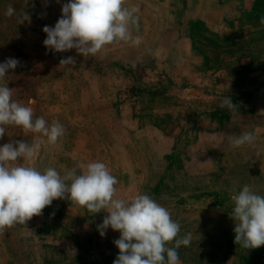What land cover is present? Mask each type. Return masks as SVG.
Segmentation results:
<instances>
[{
	"label": "rangeland",
	"instance_id": "374dc122",
	"mask_svg": "<svg viewBox=\"0 0 264 264\" xmlns=\"http://www.w3.org/2000/svg\"><path fill=\"white\" fill-rule=\"evenodd\" d=\"M68 2L0 0V63L20 61L0 86L15 90L13 99L32 107L34 118L65 128L50 144L9 125L0 146L42 140L34 159L18 163L61 176L103 162L119 181L117 198L146 193L180 224L178 238L192 234L190 246L178 249L181 264H241L231 254V212L208 209L232 210L230 197L244 185L264 196V0H125L138 9L139 30L131 31L141 44L114 43L86 57L43 43L44 26H54ZM9 5L31 22L5 15ZM68 56L75 65L61 66ZM224 95L238 114L219 108ZM242 132L256 140L234 148L230 136ZM212 192L213 201L199 197ZM106 215L54 200L25 226L0 233V264H113L120 233L109 228L101 237Z\"/></svg>",
	"mask_w": 264,
	"mask_h": 264
},
{
	"label": "clouds",
	"instance_id": "9594fccd",
	"mask_svg": "<svg viewBox=\"0 0 264 264\" xmlns=\"http://www.w3.org/2000/svg\"><path fill=\"white\" fill-rule=\"evenodd\" d=\"M124 5L125 0H69L62 5V16L56 24L44 26L47 37L44 46L56 53L75 49L84 57L95 56L114 43L132 42L139 46L142 37H134L131 31V26L139 30L138 9ZM5 15L15 17L18 24L31 22L28 12L17 13L12 5ZM260 23L264 24V19ZM75 62L68 56L61 58L60 65ZM19 65L16 58L0 63V80ZM14 91L0 86V139L6 134V126L14 125L25 132L41 133L50 144L57 143L65 134L64 126L58 120L49 124L43 117L34 118L32 107L13 99ZM219 108L230 115L239 113L229 96L222 97ZM230 140L234 148H239L254 144L256 137L252 132H242L231 134ZM41 143L42 140H34L32 144L13 141L0 146V233L15 225L25 226L33 217L41 216L54 200H69L86 208L93 217L107 213L97 230L101 237L109 228L120 233V238L114 241L119 255L113 264H181L178 249L190 246L192 234L178 238L181 226L166 207L146 193L117 198L119 181L103 162L88 163L80 174L72 168L63 176L53 167L40 170L18 163L21 159H34ZM230 199L234 203L230 214L235 221L234 242L244 249L264 246V196L244 185ZM172 242L173 246H168Z\"/></svg>",
	"mask_w": 264,
	"mask_h": 264
},
{
	"label": "crops",
	"instance_id": "0c3cea01",
	"mask_svg": "<svg viewBox=\"0 0 264 264\" xmlns=\"http://www.w3.org/2000/svg\"><path fill=\"white\" fill-rule=\"evenodd\" d=\"M235 193H237V192H235ZM216 195H217V193L212 192V193H208V194L204 193L203 195H200L199 197H201V200L206 199V200L213 201L214 199H216ZM207 196H209L208 199H207ZM208 204L211 207V204L209 202H208ZM224 206H225L224 203L223 204L217 203V204H214L210 209H208V211L214 212V208H215L217 212H224V213H230L231 212L232 213L233 209L230 210L231 208L228 209L227 207H224ZM227 210H228V212H227ZM230 214H229V216H230ZM230 220H233V219L230 218ZM230 220L228 222H231ZM232 252H233L232 257L239 259L241 261L240 262L241 264H250L253 262L255 264H261L260 262L264 263V246H261L260 248H257V249H244L235 243L234 250L231 251V254H232Z\"/></svg>",
	"mask_w": 264,
	"mask_h": 264
}]
</instances>
